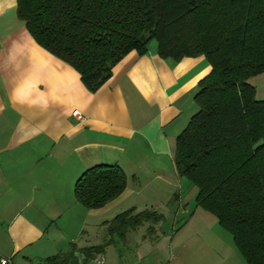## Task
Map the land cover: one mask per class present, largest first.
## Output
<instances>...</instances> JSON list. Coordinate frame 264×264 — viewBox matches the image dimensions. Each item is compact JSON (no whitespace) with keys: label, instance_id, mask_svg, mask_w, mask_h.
Instances as JSON below:
<instances>
[{"label":"crops","instance_id":"0c3cea01","mask_svg":"<svg viewBox=\"0 0 264 264\" xmlns=\"http://www.w3.org/2000/svg\"><path fill=\"white\" fill-rule=\"evenodd\" d=\"M112 68L87 90L77 70L34 42L16 0H0V260L46 264L71 245L79 260L78 251L91 247L82 234L93 217L145 189L163 195L170 230L159 228L161 221L145 235L106 238L94 254L105 264H245L217 219L187 202L189 181L172 163L175 138L198 108L193 96L210 65L203 55L160 59L151 47L142 56L126 53ZM104 164L123 171L126 187L86 210L73 197L74 183Z\"/></svg>","mask_w":264,"mask_h":264},{"label":"trees","instance_id":"16d2710c","mask_svg":"<svg viewBox=\"0 0 264 264\" xmlns=\"http://www.w3.org/2000/svg\"><path fill=\"white\" fill-rule=\"evenodd\" d=\"M31 38L78 71L94 91L112 66L155 41L160 59L203 55L211 69L197 83V110L175 138L176 174L196 188L194 204L217 219L245 264H264V100L247 81L264 73V0H16ZM126 187L116 165L92 166L73 197L86 210L118 198ZM163 221L156 211L118 212L103 223L110 237ZM110 240V239H109ZM106 242L44 258L88 264Z\"/></svg>","mask_w":264,"mask_h":264},{"label":"rangeland","instance_id":"374dc122","mask_svg":"<svg viewBox=\"0 0 264 264\" xmlns=\"http://www.w3.org/2000/svg\"><path fill=\"white\" fill-rule=\"evenodd\" d=\"M154 45H155V41H152V39H151L149 46H148V49H150L151 47L154 48ZM247 83L250 84L253 88H255L256 91H255L254 96H255L256 100H264V73H262L258 76L257 75L253 76V78H250L247 81ZM189 188L192 191L190 193L188 190ZM182 192L185 195H187V197H186L187 202L189 203V201H191V204H193V198L195 195V187H193L188 182L187 188H183ZM162 198H163L162 194L157 193L155 196H153V194H151L149 191L144 189L143 192H141L140 197L137 198V196H136L133 199L131 198L128 202H125L123 205H119L114 210H111L109 212H105L104 214H101L98 217L94 216L92 219V221H93L92 224H90V226L87 227V235H86V233L82 234L83 235L82 239L85 240L89 246H94V245H100L102 242H104V240H106V238H108V237L110 238L109 234L106 233L107 231H105V227L101 225V224H103L102 221H106V220L109 221L116 214H118V212H123V211L129 210V208L131 206L130 202H132V205L136 208L135 210L137 212L143 211L144 209H146V210L148 209L151 211H157L159 214H161L163 216V219H164L157 226L159 228H161L162 230H170V226H171V223H173V219L171 217V211H170L169 207L166 206L164 203H162ZM198 211H202L204 213H207V212L203 211L202 209H198ZM208 214L209 213H207V215ZM210 217H212V216L210 215ZM212 219L215 220L214 217ZM96 223H98L97 226H96ZM176 224H180V221H178ZM147 227H148V223L144 222L143 225H140V226L136 227L135 229L133 228L132 230H129L127 232V234H128V236H134V237H137L139 235H145L147 233ZM117 239L118 238L116 236H113V241H115L116 243L118 241ZM63 252H66V251H63ZM109 254H110V252H109Z\"/></svg>","mask_w":264,"mask_h":264},{"label":"built area","instance_id":"2783aa9c","mask_svg":"<svg viewBox=\"0 0 264 264\" xmlns=\"http://www.w3.org/2000/svg\"><path fill=\"white\" fill-rule=\"evenodd\" d=\"M71 115L72 116H76L77 115V110L75 112H72ZM89 261H90L89 264H105L104 260L99 255L92 256ZM9 262L10 261L8 259H1L0 260L1 264H8Z\"/></svg>","mask_w":264,"mask_h":264}]
</instances>
